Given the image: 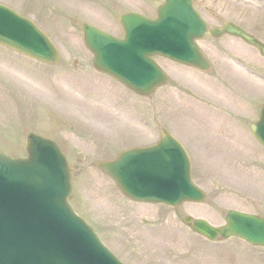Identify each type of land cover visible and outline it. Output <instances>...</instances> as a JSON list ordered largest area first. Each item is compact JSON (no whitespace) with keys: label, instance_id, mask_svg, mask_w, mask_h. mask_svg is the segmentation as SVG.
Here are the masks:
<instances>
[{"label":"rangeland","instance_id":"rangeland-1","mask_svg":"<svg viewBox=\"0 0 264 264\" xmlns=\"http://www.w3.org/2000/svg\"><path fill=\"white\" fill-rule=\"evenodd\" d=\"M194 2L211 28L231 22L264 42V0ZM0 3L33 20L62 55L58 66H45L0 47V152L26 157L32 132L55 140L73 169L72 206L125 264H264L263 249L237 239L209 242L184 222L221 228L229 211L252 206L264 216V149L250 131L264 105V58L255 49L230 36L206 38L207 73L157 58L170 82L145 99L93 68L82 26L122 38L121 15L156 17L164 0ZM162 130L186 146L205 204H137L94 167L156 144Z\"/></svg>","mask_w":264,"mask_h":264},{"label":"water","instance_id":"water-1","mask_svg":"<svg viewBox=\"0 0 264 264\" xmlns=\"http://www.w3.org/2000/svg\"><path fill=\"white\" fill-rule=\"evenodd\" d=\"M165 1L156 20L136 13L122 16L124 40L85 25L84 40L94 54V67L150 97L168 82L151 57L160 55L207 71L210 62L195 42L208 35L241 38L264 56V44L231 23L209 32L192 0ZM0 46L40 63L60 62L45 34L1 5ZM251 130L264 146V108ZM161 139L156 147L127 151L97 167L133 201L172 207L204 203L206 194L192 181L191 162L183 146L167 133ZM27 153L26 160L0 153V264H122L70 206L72 171L59 147L31 134ZM192 228L211 241L237 237L264 248V220L253 216L231 212L221 230L201 220L194 221Z\"/></svg>","mask_w":264,"mask_h":264}]
</instances>
